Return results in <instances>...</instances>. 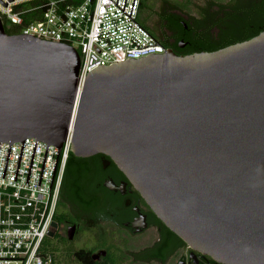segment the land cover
I'll return each mask as SVG.
<instances>
[{"label": "water", "instance_id": "obj_1", "mask_svg": "<svg viewBox=\"0 0 264 264\" xmlns=\"http://www.w3.org/2000/svg\"><path fill=\"white\" fill-rule=\"evenodd\" d=\"M80 66L72 45L8 33L0 16L2 177L11 143L22 141L16 180L24 140L35 137L26 182L40 139V184L48 144L59 154L72 128L71 152L110 156L192 250L264 264V31L212 51L99 64L82 86Z\"/></svg>", "mask_w": 264, "mask_h": 264}, {"label": "flooded vegetation", "instance_id": "obj_2", "mask_svg": "<svg viewBox=\"0 0 264 264\" xmlns=\"http://www.w3.org/2000/svg\"><path fill=\"white\" fill-rule=\"evenodd\" d=\"M152 3L145 14L146 24L166 51L178 55L194 52L197 43L224 47L235 38L249 39L264 31V0H155ZM81 159V180L75 192L60 190L57 209L61 217L55 219L58 225L54 236H49L59 264L70 252L78 250L83 251L86 264H104L110 257L118 258L120 253L126 258L122 263L129 258L147 264H170L178 257L176 264H223L172 238L110 156L97 153ZM72 225L75 230L70 238ZM93 237L104 238L106 243L92 245ZM136 246L140 247L134 249ZM157 255H163L164 259H157Z\"/></svg>", "mask_w": 264, "mask_h": 264}, {"label": "built area", "instance_id": "obj_3", "mask_svg": "<svg viewBox=\"0 0 264 264\" xmlns=\"http://www.w3.org/2000/svg\"><path fill=\"white\" fill-rule=\"evenodd\" d=\"M113 1L0 0V16L21 25L20 33L75 47L81 56L82 86L87 73L99 64L165 52L164 45L139 20L141 0ZM28 12H39V17L24 24ZM72 131L70 128L59 154L56 145L48 144L40 184L46 142H36L28 182L35 137L24 140L16 180L22 141L11 143L4 177L9 142H0V264H52V257L44 251V240L54 229Z\"/></svg>", "mask_w": 264, "mask_h": 264}, {"label": "trees", "instance_id": "obj_4", "mask_svg": "<svg viewBox=\"0 0 264 264\" xmlns=\"http://www.w3.org/2000/svg\"><path fill=\"white\" fill-rule=\"evenodd\" d=\"M152 1H155V0H141L140 13L147 12L150 8H152V5H153ZM38 13L39 12H28V13H26L24 15V24H27L28 22L32 21L34 19V17L38 18L39 17ZM2 20H3V24H4L6 32L11 33V34L20 33L21 32V30H22V26L21 25L14 24L9 19H7L5 17H2ZM139 20L154 35V33L148 28V26H147V24L145 22V15H140L139 14ZM246 39L247 38H244V37L241 38V39L235 38L231 42L235 43V42H238L239 40L243 41V40H246ZM232 43H230V44H232ZM219 48H221V47L211 48V47L202 45L201 43L200 44L197 43L196 46H195L194 52L203 51V50L212 51V50H216V49H219ZM81 158L82 157H78V156L74 155L70 151L68 159H67V162L65 164L64 171H63V176H62L60 190L61 189L64 190V188H66L67 191H69V192H75V190L78 187V184H79V182L81 180V176H82L81 175V171H82V167H83L82 166V162L83 161H82ZM59 217H61V215H60V213H59V211L57 209V212L55 214L54 219H57ZM162 224H163L164 229L166 230V232L172 238L177 239V241L180 244H183V245L186 244L178 235H176L173 231H171L164 223H162ZM47 242H50V244H51V241H50L49 237H46L45 240H44V251H45V253L52 257V264H59L56 261V255H55V252H54L53 248L50 251V253H48V244H47ZM70 257H73L74 260L76 259L81 264H86V263H84V261H85L84 257L85 256L83 254V251L78 250V251H75V252H70V255L68 254V258L70 259ZM155 257L157 259H160V260L164 259L163 255H157ZM66 258H67V256L64 257V259H63L64 262L62 264L66 263V260H65ZM72 261L73 260H71V263H72ZM119 263L120 262H118V258H114V257H110L104 262V264H119Z\"/></svg>", "mask_w": 264, "mask_h": 264}, {"label": "rangeland", "instance_id": "obj_5", "mask_svg": "<svg viewBox=\"0 0 264 264\" xmlns=\"http://www.w3.org/2000/svg\"><path fill=\"white\" fill-rule=\"evenodd\" d=\"M146 14V12H142V13H140V15H145ZM74 217V216H73ZM90 231L92 232L93 230H91L90 229ZM91 232H87V234H89V233H91ZM145 238H147L148 239V236H145ZM144 238V239H145ZM51 242H52V239L50 240ZM78 241V240H77ZM106 240L103 238V239H101V238H99V237H93V239L91 240V242H90V244H92V245H104L106 242H105ZM79 242V241H78ZM141 243H145V242H143V241H141ZM47 244H48V253H50V251L52 250V246H51V244H50V242H47ZM143 245V244H142ZM140 246H136V247H134V249H138ZM69 255H70V253H69ZM67 256V258L65 259L66 260V263L68 264L69 262L71 263V260H73L72 261V263L71 264H81L80 262H78L76 259L74 260V258L73 257H70V259L68 258V255H66ZM128 256V255H127ZM130 258H131V256H129ZM126 258H125V256H124V254H122V253H120L119 254V256H118V262H120V264H147V263H143V262H139V261H132L131 259H129L128 258V260L125 262V263H122L123 262V260H125ZM177 260H178V257L177 258H173L171 261H170V264H176V262H177ZM65 263V264H66ZM69 263V264H70ZM150 264H158V263H156V262H151Z\"/></svg>", "mask_w": 264, "mask_h": 264}]
</instances>
